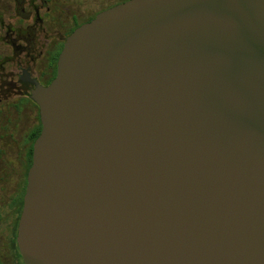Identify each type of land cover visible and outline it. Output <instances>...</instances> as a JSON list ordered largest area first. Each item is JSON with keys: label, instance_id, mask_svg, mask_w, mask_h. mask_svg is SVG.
I'll use <instances>...</instances> for the list:
<instances>
[{"label": "water", "instance_id": "obj_1", "mask_svg": "<svg viewBox=\"0 0 264 264\" xmlns=\"http://www.w3.org/2000/svg\"><path fill=\"white\" fill-rule=\"evenodd\" d=\"M24 264H264V0H129L66 40Z\"/></svg>", "mask_w": 264, "mask_h": 264}, {"label": "flooded vegetation", "instance_id": "obj_2", "mask_svg": "<svg viewBox=\"0 0 264 264\" xmlns=\"http://www.w3.org/2000/svg\"><path fill=\"white\" fill-rule=\"evenodd\" d=\"M127 1L0 0V142L15 161L13 186L0 205V226L6 234L0 264H24L18 227L34 144L42 131L34 96L56 78L67 38L97 15Z\"/></svg>", "mask_w": 264, "mask_h": 264}, {"label": "rangeland", "instance_id": "obj_3", "mask_svg": "<svg viewBox=\"0 0 264 264\" xmlns=\"http://www.w3.org/2000/svg\"><path fill=\"white\" fill-rule=\"evenodd\" d=\"M4 147L3 155L0 154V205L4 202L5 198L10 192V189L13 186L12 183V174L15 170V161L14 158L9 156L8 153L5 152L6 145L1 144L0 149ZM6 234L3 225L0 226V250L6 251Z\"/></svg>", "mask_w": 264, "mask_h": 264}]
</instances>
